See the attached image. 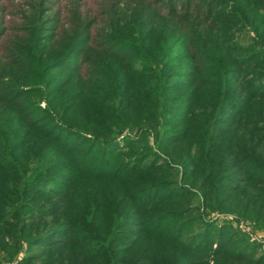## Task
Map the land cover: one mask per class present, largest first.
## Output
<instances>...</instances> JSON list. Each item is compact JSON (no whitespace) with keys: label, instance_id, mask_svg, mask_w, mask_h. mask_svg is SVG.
I'll return each instance as SVG.
<instances>
[{"label":"trees","instance_id":"trees-1","mask_svg":"<svg viewBox=\"0 0 264 264\" xmlns=\"http://www.w3.org/2000/svg\"><path fill=\"white\" fill-rule=\"evenodd\" d=\"M168 2L153 0V8L148 5L145 9L143 7L138 17L127 23L124 31L129 32L126 36L133 40L131 45L126 44L124 32L112 39V44L116 43V46L126 50L129 57L135 56L132 61L128 60L129 66L137 65L138 68L137 73H132L130 67L126 73H121L125 65L119 66L121 85L118 88L121 89L106 90L117 95L120 106L116 112L106 111L101 115L91 113V117L89 113H84L85 120L80 129L63 125V118L59 117L63 123H53L51 130L42 131L52 134L48 138L53 136L58 146L51 147V142L43 141L45 136L40 132L39 140L33 142L31 139L13 150L12 146L9 147L7 159L0 163L2 260L12 261L14 253L25 242L46 250L45 256L48 258L53 254L54 257L61 256V264H209L208 258L220 256L226 264L244 263L242 251L237 250L235 255L230 256L229 253L233 251L224 252L221 247L209 250L207 243H204L209 238L203 233L201 242L194 238L195 233L184 236L186 230L194 227V217L190 209L181 208L186 196L178 191L183 187L178 189L170 183L171 166L168 168L166 163L156 165L152 161L146 166L143 163L151 155L148 137L152 136L161 158L169 157L174 165L178 163L187 171L191 169L193 178L194 174L204 173V177L209 175V179L215 177L217 181L221 176L217 169L227 170L232 166L237 170L242 168L239 173L243 176H246L244 173L253 172L252 168L246 171L241 166L239 157L245 152L239 149L238 140L240 132L245 129L264 131V127H251L263 124L264 94L258 92V82L263 80L264 75L256 76L261 74V71H256L257 68L239 71V65L234 64L222 68L220 65L229 60L228 56L217 64L208 60L216 65L213 72H208L199 57H203V53L189 50L192 60L189 65L191 85L171 83L172 72H165L162 63L167 29H162L161 23L175 26L168 20L179 22L176 17L186 9L171 8ZM158 17L163 18L161 22L156 21ZM119 18L117 15L114 19L124 22ZM145 25L149 29L141 34ZM129 28L135 31L132 33ZM177 29L181 31L182 28ZM173 30L174 39L182 36L178 35L176 27ZM256 57L257 54L249 53L247 60L258 62ZM228 69L238 76L237 81H241L238 80L239 76L247 72L254 75L243 93L245 100L239 105L242 107V113L237 118H242L239 122L233 116L221 118V113L228 109L231 96L236 95V92L232 95V85L228 79L232 73ZM129 76L132 80L128 79ZM205 76L216 78L218 85ZM169 89L177 92L174 97H167ZM181 90L188 91L179 94ZM239 93L242 95V87ZM175 97L177 99H173ZM171 104L177 107L175 112L169 107ZM210 108H216V112L208 113ZM46 111L47 117L53 120L54 109ZM196 111L200 115H195ZM108 120L110 123H107ZM90 126L92 133L105 135L101 139L97 138L98 135L94 136L92 142L88 140L89 145H95L97 141V148L102 152L93 170H89L91 161H87L86 157L89 154L82 153L79 158L74 156L78 149L76 137L81 135L83 139H90L86 138L88 133L85 131ZM125 129L136 132V136L124 137L126 159L115 164L113 169H109V164L102 171V154L119 140L118 133ZM70 132H73L72 137ZM63 134L69 137L66 143L59 146ZM115 134L117 139L115 136L110 139L109 136ZM61 149L67 153L61 156L73 160L65 165L68 170L63 175L55 174L61 170L60 167L48 162ZM16 151L19 152L14 160L11 154ZM71 170L74 171L70 173ZM59 179L64 189L52 197L44 188ZM227 189L226 186L218 190L207 186L203 195L204 198L212 197L217 202L216 207L223 209L230 206L234 195L239 196L240 192H237L241 187ZM224 194L228 195L221 198ZM51 198L56 200L53 209L40 205L42 200ZM208 227V223L203 224V228ZM44 242L45 245L42 244ZM27 259L33 260L32 257ZM213 264L225 263L216 261ZM247 264L262 263L253 261Z\"/></svg>","mask_w":264,"mask_h":264},{"label":"rangeland","instance_id":"rangeland-1","mask_svg":"<svg viewBox=\"0 0 264 264\" xmlns=\"http://www.w3.org/2000/svg\"><path fill=\"white\" fill-rule=\"evenodd\" d=\"M168 1L171 8L186 9V12L176 17L179 22L168 20L169 23H175V26L161 23L162 29H167L162 63L165 65V72H172L171 83L191 85L189 65L192 60L189 50L203 53V57H199L208 72H213L215 64L228 56L229 60L220 65L222 68L234 64L239 65V71L257 68L256 71H261V74L256 76L264 75V0ZM147 5L152 7L153 0H0V163L7 159L10 146L13 150L24 146L31 139L33 142L39 140L40 132L51 130L53 123H63L59 119L61 116L63 125L68 124L67 126L80 129L85 120L84 113H89L91 117V113L101 115L106 111H117L116 108L120 106L117 103V95L106 90L121 89L118 88L121 85L119 66L125 65L121 68V73H126L129 67L132 73H137L138 68L137 65L129 66V61L135 56L129 57L126 50L116 46L114 42L112 44V39L124 32L126 44L131 45L133 40L127 38L126 33L129 32L124 30L127 29V23L137 18L140 10H143V7L145 9ZM117 15L120 21L124 22L115 20ZM161 19L163 18L158 17L156 21L161 22ZM174 27L178 35L182 36L173 38ZM177 27L182 28L181 31ZM148 29V25L143 26L141 34L147 33ZM129 31L133 33L135 30L129 28ZM249 53L257 54L258 62L247 60ZM208 60L214 61L215 64ZM228 71L232 73L228 76L232 95L235 92L236 95L231 96L228 109L221 113V118L233 116L237 120L242 113V107L239 105L245 100L243 93L249 87L248 83L254 79V75L247 72L242 77L239 76L238 80L241 81H237L238 76L231 70ZM205 77L214 85H218L216 78ZM128 79L132 80V77L129 76ZM262 79L258 82V92L264 94V77ZM240 87L243 96L239 93ZM186 91L188 90L178 93L184 94ZM176 93L169 89L167 97H174ZM169 107L176 111L175 104ZM51 108L55 111L53 120L49 119L46 113V110ZM215 112L216 108L208 109V113ZM195 115H200V112L196 111ZM261 121L263 124L251 127H264V118H261ZM107 123H110V120ZM92 129L90 126L89 130H85L88 133L86 138L90 139H83L81 135L76 137L75 144L78 149L76 148L74 154L78 158L82 153L89 154L86 156L87 161H91L89 170L96 167L102 152L97 148V141L95 145H89L88 140L92 142L96 135L99 139L105 137L101 133H92ZM42 133L45 136L43 141L51 142V147L56 146L57 142L53 136L48 138L52 134ZM72 133L70 132L71 137ZM240 133L238 147L245 152L239 157L242 160L241 166L246 171H251V168L253 170L248 174L244 173L246 176L239 173L241 167L237 170L232 166L227 170L224 167L221 171L218 168L221 176L217 181L215 177L209 179V175L204 177V173L194 174L193 178L191 169L187 171L178 163L174 165L169 157L161 158L155 149L152 136L148 137L151 155L143 164L146 166L151 161L156 165L166 163L168 168L171 166L170 183L178 189L183 187V190L180 188L178 191L186 196L183 197L181 208L190 209L194 217V227L186 230L184 236L195 233L194 238L201 242L203 233L209 238L207 242L204 241L209 250L221 247L224 252L233 251L229 253L230 256L239 250L244 255L243 264L253 261L264 264V131L251 128ZM118 134L119 140L112 143L113 145L109 144L102 154V171H105L109 164V169H113L115 164L126 159L127 150L123 149L126 145L124 137L136 136V132L126 129ZM114 136L117 135L109 137L111 139L115 138ZM68 137L63 134L59 146L66 143ZM62 150L48 162L60 167L61 170L55 174L63 175L64 171L68 170L65 167L73 160L61 156L67 154ZM18 152L11 154L12 159L15 160ZM116 156L119 157L118 161ZM72 171L74 170L70 173ZM59 181L61 179L49 183L44 188L50 196L54 197L64 189ZM207 186L217 190L225 186L228 187L227 190L240 187L241 189L237 192H240L239 196L232 195L230 206L220 209V206L216 207L217 202H214L212 197L204 198L203 192L207 190ZM4 198L9 199L6 195ZM55 201L54 198L42 200L40 205L53 209ZM206 223L209 227L203 228ZM46 242L42 244L45 245ZM45 255L46 250L23 242L21 249L14 253L10 262L2 260L0 253V264H61V256L54 257L53 254L48 258ZM26 257H32L33 260ZM34 257L41 259L36 260ZM208 259L209 264L216 261L227 263L222 256Z\"/></svg>","mask_w":264,"mask_h":264}]
</instances>
